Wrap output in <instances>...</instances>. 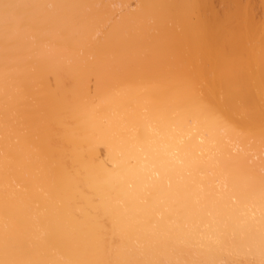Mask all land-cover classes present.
<instances>
[{
  "label": "bare ground",
  "instance_id": "obj_1",
  "mask_svg": "<svg viewBox=\"0 0 264 264\" xmlns=\"http://www.w3.org/2000/svg\"><path fill=\"white\" fill-rule=\"evenodd\" d=\"M261 242L264 0H0V264Z\"/></svg>",
  "mask_w": 264,
  "mask_h": 264
},
{
  "label": "rangeland",
  "instance_id": "obj_2",
  "mask_svg": "<svg viewBox=\"0 0 264 264\" xmlns=\"http://www.w3.org/2000/svg\"><path fill=\"white\" fill-rule=\"evenodd\" d=\"M262 242H263V241H262ZM262 242H261V244H260V247H261V251H260V253L262 252V254H263V258H264V245H262ZM261 245H262V246H261ZM247 247H248L247 249H249V247L252 248L251 245H250V246H247ZM262 247H263V248H262ZM259 249H260V248H259ZM248 251H249V250H248ZM249 252H250V251H249ZM249 252H248V253H249ZM260 253H259V255H260ZM249 254H250V253H249ZM249 254H248V255H249ZM252 255H253V254H252ZM256 255H257V254H256ZM259 255H258V256H259ZM246 256H247V255H246ZM261 256H262V255H260V258H262ZM258 258H259V257H258ZM263 258H262V260H263ZM246 260H247V262H249L250 264H264V262H262L261 259H260V260H261L262 263H261V262H258V263H257V262H256V261H257L256 258H255V257L252 258L251 255H250V258L247 257ZM255 260H256V261H255Z\"/></svg>",
  "mask_w": 264,
  "mask_h": 264
}]
</instances>
